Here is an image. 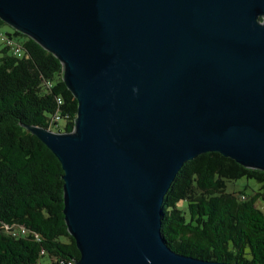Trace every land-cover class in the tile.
I'll return each instance as SVG.
<instances>
[{
  "label": "water",
  "instance_id": "1",
  "mask_svg": "<svg viewBox=\"0 0 264 264\" xmlns=\"http://www.w3.org/2000/svg\"><path fill=\"white\" fill-rule=\"evenodd\" d=\"M0 20L77 101L72 132L26 127L61 165L74 264H239L173 252L162 204L202 154L264 172V0H0Z\"/></svg>",
  "mask_w": 264,
  "mask_h": 264
},
{
  "label": "trees",
  "instance_id": "2",
  "mask_svg": "<svg viewBox=\"0 0 264 264\" xmlns=\"http://www.w3.org/2000/svg\"><path fill=\"white\" fill-rule=\"evenodd\" d=\"M0 36V264H74L79 252L64 221L61 165L26 127L72 132L77 101L52 54L14 30ZM240 179L258 187L228 193L226 183ZM162 211L160 231L173 252L264 264V172L202 154L183 164Z\"/></svg>",
  "mask_w": 264,
  "mask_h": 264
},
{
  "label": "rangeland",
  "instance_id": "3",
  "mask_svg": "<svg viewBox=\"0 0 264 264\" xmlns=\"http://www.w3.org/2000/svg\"><path fill=\"white\" fill-rule=\"evenodd\" d=\"M13 30L12 28H10L8 25H3L2 27H0V33L2 35H5V33H11ZM21 40V38H19ZM3 39L0 36V50L3 48ZM64 126V122H59V127L62 129ZM248 187L247 188V192H250L251 188L252 189H256L258 187L257 183H255L254 181H247L245 179H240V180H236V181H229L226 183V191L228 193H234V192H238V191H242L244 187Z\"/></svg>",
  "mask_w": 264,
  "mask_h": 264
},
{
  "label": "built area",
  "instance_id": "4",
  "mask_svg": "<svg viewBox=\"0 0 264 264\" xmlns=\"http://www.w3.org/2000/svg\"><path fill=\"white\" fill-rule=\"evenodd\" d=\"M8 44H11V42H8ZM12 46H14V48L12 47L13 53L19 55L20 54L19 48H17L15 45Z\"/></svg>",
  "mask_w": 264,
  "mask_h": 264
}]
</instances>
